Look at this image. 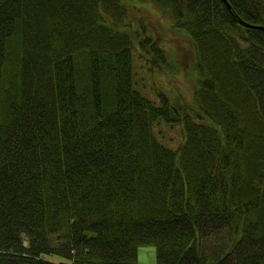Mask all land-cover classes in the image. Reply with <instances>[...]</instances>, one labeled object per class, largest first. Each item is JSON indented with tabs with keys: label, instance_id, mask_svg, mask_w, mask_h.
Returning <instances> with one entry per match:
<instances>
[{
	"label": "trees",
	"instance_id": "obj_1",
	"mask_svg": "<svg viewBox=\"0 0 264 264\" xmlns=\"http://www.w3.org/2000/svg\"><path fill=\"white\" fill-rule=\"evenodd\" d=\"M140 1L0 0V264H264V0Z\"/></svg>",
	"mask_w": 264,
	"mask_h": 264
},
{
	"label": "rangeland",
	"instance_id": "obj_2",
	"mask_svg": "<svg viewBox=\"0 0 264 264\" xmlns=\"http://www.w3.org/2000/svg\"><path fill=\"white\" fill-rule=\"evenodd\" d=\"M126 3H128L129 8L131 11H135V9L133 8L134 5L137 6H144L147 3H145L144 1H140V0H134L131 3L127 2V0H125ZM135 15V13L133 14V16ZM171 33V32H170ZM172 40L177 44L175 47V51L177 49L176 54L180 55V60L181 62H179V64L181 65L180 70H178V72H176V76L173 75L175 77V81L177 84V87L183 89L184 91L187 92L188 95L191 94V91L194 87V81L191 77L193 75V71H191L192 67L190 66V62L188 60L189 56H190V51H189V40L185 35H175L174 33L170 34ZM181 46L180 50L177 48ZM139 51V48L137 47L135 50V53H137ZM143 73V71L141 70L139 73V76L137 77V81L139 78L140 82V87H147L149 84V89L151 90L152 94H149L147 92H145V90L143 88L138 87L146 96L150 97L151 99L155 100L157 103L160 102L159 100V96L157 93V88L159 89H163L166 91V86L162 85L157 78L153 77V76H146L144 79L140 78V74ZM183 76H187V77H183ZM181 78V79H180ZM166 79V77H165ZM166 83L170 84L169 90L171 93L175 92V88L172 87V83L166 79ZM160 125L157 126V131H158V139L161 140L163 143L167 144V142L174 146L176 144H178L181 140V136L182 133L178 136L176 133V128L174 127V125H169L168 122H166L164 119H162L160 121ZM179 126L181 127V125L179 124ZM174 132V133H173ZM167 138L168 141H165L164 139ZM168 145V144H167ZM138 258H139V264H157V255H156V247L154 245L148 244V245H142L139 247L138 250Z\"/></svg>",
	"mask_w": 264,
	"mask_h": 264
},
{
	"label": "water",
	"instance_id": "obj_3",
	"mask_svg": "<svg viewBox=\"0 0 264 264\" xmlns=\"http://www.w3.org/2000/svg\"><path fill=\"white\" fill-rule=\"evenodd\" d=\"M227 3H228V5L230 6V7H232L231 6V3L229 2V0H225ZM248 25H253V24H251V23H247Z\"/></svg>",
	"mask_w": 264,
	"mask_h": 264
}]
</instances>
